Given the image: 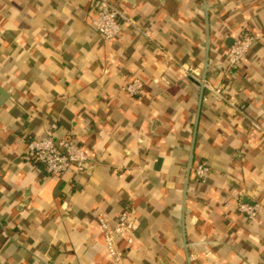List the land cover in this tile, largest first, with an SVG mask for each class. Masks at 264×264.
<instances>
[{"label":"crops","instance_id":"0c3cea01","mask_svg":"<svg viewBox=\"0 0 264 264\" xmlns=\"http://www.w3.org/2000/svg\"><path fill=\"white\" fill-rule=\"evenodd\" d=\"M92 1L0 0V264H116L99 216L125 209L120 264H264V0H111L134 21L112 40ZM49 133L75 137L88 170L32 159L26 140Z\"/></svg>","mask_w":264,"mask_h":264},{"label":"built area","instance_id":"2783aa9c","mask_svg":"<svg viewBox=\"0 0 264 264\" xmlns=\"http://www.w3.org/2000/svg\"><path fill=\"white\" fill-rule=\"evenodd\" d=\"M91 22L105 40H112L117 37L126 24H134V21L126 16L123 10L111 0L92 1ZM254 40L255 36L249 32H245L242 36L235 39L226 52L227 71H232L247 58ZM181 69L186 75L200 79V73L197 72L196 68L181 64ZM143 87L144 82L139 78H135L125 88L131 95H136L142 92ZM222 87L213 89L221 100L234 106L235 102L224 95ZM253 125L264 135V126L258 122H253ZM26 152L32 159L42 164L45 170L52 175L64 172L84 173L88 170L91 159L88 151L78 143L75 137L65 136L57 138L53 133L41 137L28 138L26 140ZM211 172L212 168L206 162H199L193 167L196 180L201 182H206ZM238 208L240 212L250 219H256L259 213L258 204H250L242 200L239 201ZM136 222L135 213L130 209L123 210L115 221H112L111 218L103 213L99 216L106 250L116 264H120L124 257L118 240L122 236L132 233L135 230Z\"/></svg>","mask_w":264,"mask_h":264}]
</instances>
